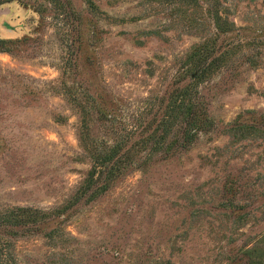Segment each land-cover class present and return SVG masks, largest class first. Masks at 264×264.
<instances>
[{
    "label": "rangeland",
    "instance_id": "obj_1",
    "mask_svg": "<svg viewBox=\"0 0 264 264\" xmlns=\"http://www.w3.org/2000/svg\"><path fill=\"white\" fill-rule=\"evenodd\" d=\"M0 40V264H264V0H8Z\"/></svg>",
    "mask_w": 264,
    "mask_h": 264
},
{
    "label": "trees",
    "instance_id": "obj_2",
    "mask_svg": "<svg viewBox=\"0 0 264 264\" xmlns=\"http://www.w3.org/2000/svg\"><path fill=\"white\" fill-rule=\"evenodd\" d=\"M6 1H8V0H0V4L4 3ZM2 41H4V40H0V42H2Z\"/></svg>",
    "mask_w": 264,
    "mask_h": 264
}]
</instances>
